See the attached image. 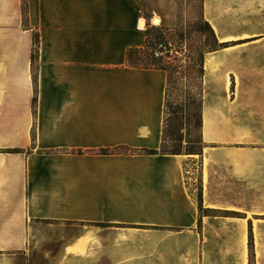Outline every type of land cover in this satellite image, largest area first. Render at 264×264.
<instances>
[{"label": "crops", "instance_id": "1", "mask_svg": "<svg viewBox=\"0 0 264 264\" xmlns=\"http://www.w3.org/2000/svg\"><path fill=\"white\" fill-rule=\"evenodd\" d=\"M145 1L0 0V264H264V78L251 56L207 62L203 206L220 214L199 228L196 156L161 152L168 73L127 58L177 0ZM242 16L264 25V0H203L219 42L263 47L223 32Z\"/></svg>", "mask_w": 264, "mask_h": 264}, {"label": "rangeland", "instance_id": "2", "mask_svg": "<svg viewBox=\"0 0 264 264\" xmlns=\"http://www.w3.org/2000/svg\"><path fill=\"white\" fill-rule=\"evenodd\" d=\"M148 6V1L143 0ZM176 21L172 27H159L150 32L152 45L157 42H164L169 50V54L164 59L158 61L159 65L168 69V87L166 103L174 111L179 113L182 118L181 126L176 119L177 114L172 115V124L180 126L179 134L182 136L183 150L187 148V142L191 141L197 151L203 147L201 136V114L204 95V75L207 62L221 52L223 56L229 59L231 54H237L238 57L254 60L256 74L264 78V46L258 38H249L243 36L241 39H235L225 43L221 50L217 49L214 35L206 27V21L203 17V0H177ZM153 25L158 27L153 21ZM145 27H142V29ZM222 30L229 35H261L264 34V25L257 22L256 18H245L242 16L236 24H222ZM223 34V33H222ZM218 40V38H217ZM219 42V40H218ZM255 42V43H254ZM219 44H222L219 42ZM142 64L146 60H142ZM148 61V60H147ZM245 71V64L242 65ZM228 73V72H227ZM240 77L241 86L239 88L238 79ZM245 73L242 76L228 75L230 82V98L234 99L235 94L239 91H247L255 81L250 79ZM262 82V79H258ZM166 106V105H165ZM170 107V108H171ZM169 110V108H168ZM167 115V114H166ZM167 118L169 119V111ZM173 130V128H172ZM174 138L168 135V143L165 150L170 151L174 145ZM194 163L195 175L192 188L198 194L199 181L202 180V157L196 156ZM203 187V183H202Z\"/></svg>", "mask_w": 264, "mask_h": 264}, {"label": "trees", "instance_id": "3", "mask_svg": "<svg viewBox=\"0 0 264 264\" xmlns=\"http://www.w3.org/2000/svg\"><path fill=\"white\" fill-rule=\"evenodd\" d=\"M206 27L209 29V31L214 35V30L212 29L211 25L209 23L206 22ZM215 41L217 44V49L215 51L221 50L225 47L226 44H219L217 38L215 37ZM38 39H36L35 42V52L36 54L33 55V64L35 65L37 62V53H38ZM152 45L150 37H148L147 39V47H150ZM127 58H128V64L129 66L133 67V68H142V69H157V70H165L168 73V69L166 67H162L160 66L158 63V61L161 60H156L153 55L149 52H147L146 49H133V50H129L128 54H127ZM146 60V63L144 65L142 64V60ZM148 60V61H147ZM171 106H168V104L166 103L165 106V127H164V140H163V145H162V149L161 152L164 154H169V155H188V156H201L203 155V147L201 149V151H197L193 145L192 142L189 141L187 142V148L186 150H183V146H182V136L179 134V129L181 126V122H182V118L179 117V113H177L176 111L173 110V108ZM169 108V110H168ZM168 111H169V119L167 118L168 115ZM167 114V115H166ZM177 114L176 119L178 120V123L180 126L178 125H174L172 124V115ZM179 114V115H178ZM201 128H202V114H201V122H200ZM173 128V130H172ZM168 135L170 137L174 138V142H175V146H173V148L170 151L165 150L166 145L168 143ZM7 153L10 154H14V153H19L20 150H7ZM149 154H157V151H147ZM197 202H198V209H199V213H200V219H199V228H201L202 226V222L201 219L204 216H216L218 214H220L219 212L215 211V210H210V209H205L203 206V187H202V180L200 179L199 181V187H198V194H197ZM222 215H225L227 217L229 216H237L238 214H234V213H223ZM249 248H250V254L251 256L253 255V249H254V245H253V237H252V231H250V239H249Z\"/></svg>", "mask_w": 264, "mask_h": 264}, {"label": "built area", "instance_id": "4", "mask_svg": "<svg viewBox=\"0 0 264 264\" xmlns=\"http://www.w3.org/2000/svg\"><path fill=\"white\" fill-rule=\"evenodd\" d=\"M145 49L147 52L151 53L156 60H163L165 55L169 54L168 47L164 42H157Z\"/></svg>", "mask_w": 264, "mask_h": 264}, {"label": "bare ground", "instance_id": "5", "mask_svg": "<svg viewBox=\"0 0 264 264\" xmlns=\"http://www.w3.org/2000/svg\"><path fill=\"white\" fill-rule=\"evenodd\" d=\"M212 61V58H210V62Z\"/></svg>", "mask_w": 264, "mask_h": 264}, {"label": "water", "instance_id": "6", "mask_svg": "<svg viewBox=\"0 0 264 264\" xmlns=\"http://www.w3.org/2000/svg\"><path fill=\"white\" fill-rule=\"evenodd\" d=\"M155 21H157V18L155 19Z\"/></svg>", "mask_w": 264, "mask_h": 264}]
</instances>
